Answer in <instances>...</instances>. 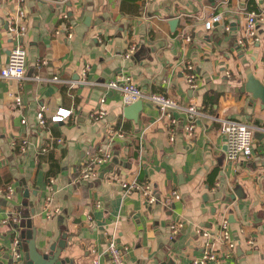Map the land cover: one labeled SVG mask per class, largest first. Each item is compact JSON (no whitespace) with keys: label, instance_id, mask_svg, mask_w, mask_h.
<instances>
[{"label":"crops","instance_id":"crops-1","mask_svg":"<svg viewBox=\"0 0 264 264\" xmlns=\"http://www.w3.org/2000/svg\"><path fill=\"white\" fill-rule=\"evenodd\" d=\"M24 9V76L0 78V264H13L11 225L21 209L37 248L62 237L70 264H110L109 240L123 249L125 264H190L206 239L196 231L215 235L223 217L236 248L221 264H264V107L241 92L247 75L264 85V20L259 43H237L246 15H264V0H26ZM15 11V0H0V69L15 43L6 25ZM215 15L220 20L207 31L204 23ZM119 76L144 94L194 106L200 116L192 136L184 115L171 111L177 126L170 141L166 121L148 101L136 122L125 119L121 94L104 87ZM57 107L72 114L52 124ZM98 111L105 116L94 120ZM225 119L254 128L250 159L226 162ZM101 150L109 153L106 163L95 178L80 179ZM122 181L149 183L160 202L146 206L137 193L124 195ZM237 185L242 198L227 202ZM172 191L180 198L165 208L161 201ZM175 223L181 227L171 235Z\"/></svg>","mask_w":264,"mask_h":264},{"label":"built area","instance_id":"built-area-1","mask_svg":"<svg viewBox=\"0 0 264 264\" xmlns=\"http://www.w3.org/2000/svg\"><path fill=\"white\" fill-rule=\"evenodd\" d=\"M152 1V0H147ZM26 0H15L16 11L14 15L6 19L7 33L12 41H15L11 47L6 64L0 69V78L5 81H19L23 78L25 67H26V53L21 45V39L23 38L27 29L28 16L24 9V4ZM66 18V16H63ZM220 20V15L210 16L208 20L204 23V28L212 30L214 24ZM264 20V15L261 13L251 12L248 13L244 19V24L242 26V36L237 42L242 48L247 46H253L260 42V37L257 33V25ZM73 27L69 26L71 30ZM229 28L227 27L226 30ZM71 37V34H68ZM186 41H190L189 36L185 37ZM135 51V45L129 48L126 58H129L131 54ZM185 77L188 85L193 87L195 74L193 67L191 65L185 66ZM38 79V77H36ZM53 80H56L54 77ZM104 87L106 90L117 91L121 94L122 101L124 105H129L137 101H148L154 104L159 111L158 120L160 122L166 121V127L169 133V140L173 141L174 131H176L177 120L171 115V111H177L184 115V132L187 137L192 136L194 131L196 120L200 113L194 106L183 107L179 103L169 99L164 95L159 94H144L136 86H134L129 78L122 76L117 77L116 80H111L105 83ZM14 102L17 106H20L22 101L20 97H13ZM72 114L71 109L64 107H57L52 115L49 117V121L52 124L63 123ZM105 116L104 111H98L96 115L93 116L94 120L102 119ZM37 124L40 127L45 126L46 121L43 116V112L39 111L36 115ZM25 123V120H22ZM254 128L246 125L244 123L236 122L233 120H221L220 121V133L224 137L225 146V160L228 164H234L239 159L248 160L252 156V138H253ZM117 137L121 138V133H115ZM60 142L61 140H57ZM109 158V153L107 151L101 150L98 155L91 156L88 159L86 166L80 172V179L90 180L95 178L97 167L101 164L106 163ZM120 187L124 195L128 196L133 193H137L144 200V205L152 206L159 199L154 193L152 186L149 183L138 184L136 181H122L120 182ZM5 197L11 199L13 197V190L11 187H7L5 191ZM180 196L176 191H172L168 196H166L162 201V205L165 208H169L170 205L179 200ZM96 208H100L101 204L99 202L95 205ZM220 223V227L215 235H210L207 231L197 230L196 233L205 237L204 248L202 254L191 260L190 264H221L227 258L232 257L235 254L236 242L231 238V234L228 230V222L225 217ZM181 224L175 223L170 225V234L175 235ZM13 259L18 258L17 248L19 241L15 239L13 241ZM216 245L221 246V250ZM107 255L110 264H125L124 253L114 240H109L107 242ZM15 260V259H14ZM93 264H97L94 261Z\"/></svg>","mask_w":264,"mask_h":264},{"label":"water","instance_id":"water-1","mask_svg":"<svg viewBox=\"0 0 264 264\" xmlns=\"http://www.w3.org/2000/svg\"><path fill=\"white\" fill-rule=\"evenodd\" d=\"M210 1L212 2L213 0ZM177 22V19L169 21L170 28L172 29L173 27H176ZM241 92L250 95L251 101L258 100L264 107V85L260 81L247 75ZM142 108L143 101L141 100L129 105H124L123 116L125 119L136 122L138 114L142 111ZM240 189L241 187L237 185L233 189V194H231L226 201L229 202L234 200L235 197L242 198L238 193ZM26 195L27 191H25L24 197ZM31 213H33V210ZM20 221L11 225L14 235L16 234V239L19 240L16 252L18 258L15 260L11 259L13 264H70L68 257H62V253L66 248V239L61 237L59 241L51 243L42 250L36 246L34 240L36 233L35 229L32 227L30 218L27 217L25 227L19 230ZM237 254H241L239 248L237 249Z\"/></svg>","mask_w":264,"mask_h":264},{"label":"rangeland","instance_id":"rangeland-1","mask_svg":"<svg viewBox=\"0 0 264 264\" xmlns=\"http://www.w3.org/2000/svg\"><path fill=\"white\" fill-rule=\"evenodd\" d=\"M21 221L19 223V230L25 227L26 219H27V211L25 209H21L20 212Z\"/></svg>","mask_w":264,"mask_h":264}]
</instances>
